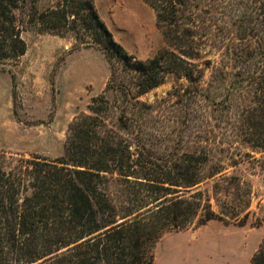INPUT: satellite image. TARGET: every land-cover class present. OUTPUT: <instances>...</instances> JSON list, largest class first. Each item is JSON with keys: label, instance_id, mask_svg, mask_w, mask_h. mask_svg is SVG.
Masks as SVG:
<instances>
[{"label": "trees", "instance_id": "trees-1", "mask_svg": "<svg viewBox=\"0 0 264 264\" xmlns=\"http://www.w3.org/2000/svg\"><path fill=\"white\" fill-rule=\"evenodd\" d=\"M36 1L0 0V62L26 52L27 8L30 26L95 45L111 71L69 122L63 155L0 150V264H155L165 233L246 224L251 186L234 168L247 159L264 171V0H229L238 41L225 45L213 41L223 0H143L164 40L145 59L114 39L94 0ZM169 74L186 81L174 93L189 132L160 152L136 116ZM248 264H264V241Z\"/></svg>", "mask_w": 264, "mask_h": 264}, {"label": "rangeland", "instance_id": "rangeland-1", "mask_svg": "<svg viewBox=\"0 0 264 264\" xmlns=\"http://www.w3.org/2000/svg\"><path fill=\"white\" fill-rule=\"evenodd\" d=\"M57 1L38 0L35 6L41 10ZM223 1L222 28L213 41L225 45L238 40L227 35L233 17L229 0ZM94 4L114 39L135 57H151L164 45L155 14L143 0H94ZM27 12V8L25 14L20 12L26 52L17 60L0 62V150L8 156L36 153L55 158L63 155L69 122L89 112L91 99L103 92L111 70L95 45L40 32L26 22ZM208 77L206 71L203 80ZM181 84L186 81L169 74L164 82L139 96L150 108L141 107L142 115L136 117H141L145 137L156 143L160 152H168L180 134L189 132L188 122L181 123L184 109L174 93ZM234 170L251 186L247 223L216 220L218 226L203 228L189 243L183 235L164 241L157 247L158 264H167L168 243L175 246L171 252L174 264L249 263L264 241V171L247 159ZM188 229L194 237L196 228L191 225Z\"/></svg>", "mask_w": 264, "mask_h": 264}, {"label": "crops", "instance_id": "crops-1", "mask_svg": "<svg viewBox=\"0 0 264 264\" xmlns=\"http://www.w3.org/2000/svg\"><path fill=\"white\" fill-rule=\"evenodd\" d=\"M209 225H214V226H218V223H217V221L216 220H209L208 222H206L205 224H203V225H201V226H199V227H197L196 229H195V234H194V237L193 236H191V234L189 233V229H184V230H180V231H172V232H168V233H165L159 240H158V242H157V244H156V246H155V264H158L157 262V260H158V256H157V247L160 245V243H162V242H164V241H168V240H170V239H172V238H174V237H176V236H178V235H183L184 236V238L186 239V241H187V243H189V242H191V238L192 239H195V238H197V236L200 234V231L203 229V228H205V227H207V226H209ZM175 249V246H173V245H169V243H168V245H167V247H166V249H165V253H166V256L168 257V258H166L167 259V264H174L173 263V259H171V252L173 251Z\"/></svg>", "mask_w": 264, "mask_h": 264}]
</instances>
